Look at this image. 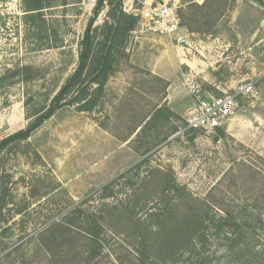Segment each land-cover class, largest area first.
Segmentation results:
<instances>
[{
  "label": "rangeland",
  "instance_id": "1",
  "mask_svg": "<svg viewBox=\"0 0 264 264\" xmlns=\"http://www.w3.org/2000/svg\"><path fill=\"white\" fill-rule=\"evenodd\" d=\"M43 3L42 14L28 15L24 0H0V143L37 122L76 71L98 0ZM209 3L213 17L222 13L210 32L185 29L188 43L177 48L136 27L129 57L93 111L63 106L28 139L2 147L0 264H83L74 251L99 224L108 255L99 264L118 256L128 263L138 249L147 264H264V229L253 217L256 231L240 222L242 214L264 217V0ZM22 67L26 77L10 75ZM185 72L219 95L255 81L249 112L212 137L188 129ZM162 104L179 118L145 124ZM225 209L239 211V220ZM58 221L70 230L52 227Z\"/></svg>",
  "mask_w": 264,
  "mask_h": 264
},
{
  "label": "trees",
  "instance_id": "2",
  "mask_svg": "<svg viewBox=\"0 0 264 264\" xmlns=\"http://www.w3.org/2000/svg\"><path fill=\"white\" fill-rule=\"evenodd\" d=\"M26 2L25 11L29 14H42V10L47 7L43 0H24ZM108 1V2H107ZM210 0H203L202 3H198L195 0H188L185 9L180 7L179 14L181 17L182 25L190 32H210L215 26L222 13H217L213 17L217 8L213 3H209ZM110 4L107 14L108 20H105L101 25L94 26V21L97 19L104 4ZM204 11L202 14H196V11ZM209 11V12H208ZM208 14H210L208 16ZM207 15V16H204ZM139 21V15L129 13L124 10L123 0H98V4L95 6L94 13L89 20L85 33L82 39V49L80 52V62L76 71L67 78L65 83L61 86L58 93L53 97L49 110L37 119L33 125L27 129H21L12 133L2 140L0 143V151L7 143L15 140L28 139L34 127L44 120L48 115L63 106L75 105L80 111H93L98 105L100 98L102 97L106 85L110 78L118 71L119 65L122 60L129 57L127 51L131 33L136 29ZM28 67H22L17 71H14L12 76L23 75L27 76L26 71ZM6 76H1L0 79ZM166 85L168 83L166 82ZM178 117L167 104L160 105L153 113L149 115L147 123H165ZM141 129L144 127L139 125ZM219 132H222V128H218ZM176 131V127L173 128V132ZM222 206V205H221ZM226 214L234 219L239 220V211H233L225 209ZM256 222L259 228L264 229V217L261 213L257 216L251 214H242V225L246 228H250L254 231L258 227L254 223ZM250 220V221H249ZM71 224V223H70ZM60 226V229L70 230L66 223L58 221L52 225ZM100 224L92 229H85V238L88 239L85 245H82L79 250L74 251L76 258H80L83 264H99L105 254L104 245L100 239ZM54 239V238H53ZM44 244L49 247L44 241ZM132 259L126 263L119 256L114 259L111 264H147V257L145 251L138 249L131 253ZM96 260V262H94ZM57 262V261H56ZM61 264L60 262H58Z\"/></svg>",
  "mask_w": 264,
  "mask_h": 264
},
{
  "label": "built area",
  "instance_id": "3",
  "mask_svg": "<svg viewBox=\"0 0 264 264\" xmlns=\"http://www.w3.org/2000/svg\"><path fill=\"white\" fill-rule=\"evenodd\" d=\"M93 5L96 0H89ZM141 6L130 5L124 10L139 15L137 27L140 31L167 37L177 48L188 43V33L182 25L179 9L181 0L149 1L141 0ZM134 31V30H133ZM184 84L192 96L193 106L186 118L187 128L202 130L208 137L218 132L222 123L249 105L256 93L255 81H240L232 91L215 94L202 87L197 75L183 73Z\"/></svg>",
  "mask_w": 264,
  "mask_h": 264
},
{
  "label": "water",
  "instance_id": "4",
  "mask_svg": "<svg viewBox=\"0 0 264 264\" xmlns=\"http://www.w3.org/2000/svg\"><path fill=\"white\" fill-rule=\"evenodd\" d=\"M253 2V4H255L256 6H260V5H258V3L257 2H255V1H252ZM249 107H246L245 109H243L242 111H241V113L242 114H244V113H247V112H249ZM224 125V123H222L221 124V126H223Z\"/></svg>",
  "mask_w": 264,
  "mask_h": 264
},
{
  "label": "crops",
  "instance_id": "5",
  "mask_svg": "<svg viewBox=\"0 0 264 264\" xmlns=\"http://www.w3.org/2000/svg\"><path fill=\"white\" fill-rule=\"evenodd\" d=\"M160 77H162L161 75H159ZM162 78H165L166 80H168L169 81V78L168 77H162ZM191 101H193L192 99H191ZM193 103V102H192Z\"/></svg>",
  "mask_w": 264,
  "mask_h": 264
}]
</instances>
